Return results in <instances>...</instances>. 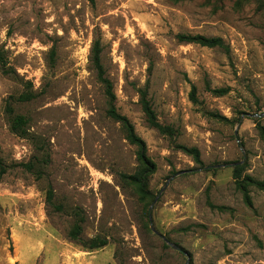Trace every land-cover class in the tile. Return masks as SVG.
Segmentation results:
<instances>
[{
  "label": "rangeland",
  "instance_id": "obj_1",
  "mask_svg": "<svg viewBox=\"0 0 264 264\" xmlns=\"http://www.w3.org/2000/svg\"><path fill=\"white\" fill-rule=\"evenodd\" d=\"M178 36L219 38L227 49ZM94 43L115 108L154 164L150 199L120 180L135 173L136 149L106 115ZM0 47L18 77L0 73V264H186L151 232L149 209L189 264H264V193L250 187L247 206L232 176L237 164L264 181L263 0H0ZM23 83L35 95L13 105L28 120L24 139L4 113ZM139 91L170 135L148 126ZM182 147L197 149L202 167ZM48 187L62 212L47 207ZM75 208L81 237L106 247L68 239Z\"/></svg>",
  "mask_w": 264,
  "mask_h": 264
},
{
  "label": "trees",
  "instance_id": "obj_2",
  "mask_svg": "<svg viewBox=\"0 0 264 264\" xmlns=\"http://www.w3.org/2000/svg\"><path fill=\"white\" fill-rule=\"evenodd\" d=\"M90 1L91 3H93V0ZM169 1L173 3H179L186 0ZM178 40L181 43L194 44L202 48H217L222 50L227 49L223 41L219 38H205L203 36H178ZM89 63L96 75L97 81L103 87V94L107 105V117L120 125L124 134V139L129 145L135 147L136 149L135 155L138 165L135 173L132 175L122 174L120 175V180L123 183L132 186L141 200L150 199L151 194L148 191V182L150 176L154 172V164L146 156L145 143L135 134L134 128L127 120V118L120 115L115 108V95L113 92V87L111 82L105 76V71L101 64V50L98 43H94L93 47L91 48ZM0 73L4 76L18 80L15 71L8 66L5 52L1 47ZM23 86L24 91L19 96L8 98L5 103L4 113L7 116L9 122L10 133L16 137L24 139L26 138L25 128L28 124V120L23 116L15 114L13 105L29 103L35 98V95L33 94L32 86L30 83H23ZM213 92L218 95H224L226 93L225 90H218ZM189 97L191 101H196L194 88L191 89ZM139 103L148 126L156 130L161 135H170L172 132L171 129L169 127H163L157 122L155 113L152 109L150 101L147 99V94L145 91H139ZM181 150L192 158L197 167H202V162L200 160V155L197 149H187L182 147ZM22 167L26 172L33 174L34 166L32 165V163L22 165ZM0 169H2L1 165ZM242 171V168L237 164L234 166L232 172L234 186L235 189L242 194L245 204L247 206H251L248 189L250 187H254L258 191L264 193V181H255L248 176L242 177ZM45 203L47 207L52 208L56 212L63 211L62 206H56L54 204V193L51 187H48L45 193ZM72 215L74 216L75 220L67 233V237L70 241L88 251H95L108 245V240L106 238L94 237L92 239H83L81 235L83 231L82 226L84 224V218L82 217L80 210L76 208L73 210Z\"/></svg>",
  "mask_w": 264,
  "mask_h": 264
},
{
  "label": "water",
  "instance_id": "obj_3",
  "mask_svg": "<svg viewBox=\"0 0 264 264\" xmlns=\"http://www.w3.org/2000/svg\"><path fill=\"white\" fill-rule=\"evenodd\" d=\"M256 117H258V115H255ZM179 174H177L176 176H178ZM171 181V179L169 180ZM169 181L165 184L164 188L161 190V192L159 193V195L155 198L153 204H155V202L157 201L158 197L160 196V194L164 191V189L167 187V184L169 183ZM148 215H149V227L151 232L158 238H160L168 247H170L171 249H173L174 251L178 252L179 254H182L186 257L187 261L186 264H189V256L187 254H185L184 251H182L179 247H177L175 244L169 243L163 236H161L153 227L152 222H151V218H150V209L148 211Z\"/></svg>",
  "mask_w": 264,
  "mask_h": 264
}]
</instances>
